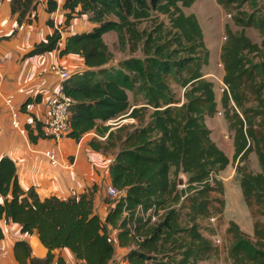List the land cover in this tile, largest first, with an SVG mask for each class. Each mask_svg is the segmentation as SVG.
Segmentation results:
<instances>
[{
  "label": "trees",
  "instance_id": "16d2710c",
  "mask_svg": "<svg viewBox=\"0 0 264 264\" xmlns=\"http://www.w3.org/2000/svg\"><path fill=\"white\" fill-rule=\"evenodd\" d=\"M195 1L63 0L58 5L47 0L46 12L60 9L64 22L55 25L47 19L52 31L23 57L57 51L60 57L83 59L85 69L64 84L71 101L66 137L76 143L90 131L105 137L92 138L88 145L95 151L116 150L108 172L110 185L122 195L102 222L94 211L95 185L67 199L42 198L33 187L22 189L15 163L1 157L0 219L18 224L21 233L36 234L48 250L44 260L30 264H51V252L64 248L76 264H109L115 250L107 226L117 230L129 264H209L217 247L201 233V221L221 219L224 186L217 175L230 163L205 123L218 111L227 123L231 162L252 220V236L234 221L227 223L228 256L232 264H264V13L257 8L258 0H216L225 11H236L244 3L253 8L232 16L238 31L225 27L220 63L228 92L218 102L213 81L203 73L210 52L202 28L194 14L184 12ZM37 4L11 0L18 25L36 20ZM82 15L93 28L62 41L61 31ZM247 27L258 31L260 43L246 35ZM108 32L116 34L119 60L103 39ZM172 84L181 89L180 96ZM125 119L134 123L120 124ZM33 122V129L26 126L31 142L44 138L42 123ZM251 153L258 172L247 166ZM180 173L186 177L183 188L177 187ZM150 209L153 215L162 211L156 221L146 215ZM28 253L24 241L16 242L21 264ZM56 263L64 264L61 259Z\"/></svg>",
  "mask_w": 264,
  "mask_h": 264
},
{
  "label": "crops",
  "instance_id": "0c3cea01",
  "mask_svg": "<svg viewBox=\"0 0 264 264\" xmlns=\"http://www.w3.org/2000/svg\"><path fill=\"white\" fill-rule=\"evenodd\" d=\"M36 1L38 2L36 20L29 24L23 20L19 25L17 24V15L12 14L10 10L11 0H1L0 3V56L2 57L3 71L1 91L3 95L14 94V106L20 110V124L25 128L29 125L32 129L34 128L33 119L44 123L47 115V101L59 82L48 71L51 63L57 62L66 65L71 75L85 69L81 57L77 55L60 57L57 51L28 58L23 57L35 43L43 40L52 31L46 24L47 19L51 18L55 25L64 22L63 11L57 9L49 14L46 12L47 0ZM61 2L63 0H57L58 5ZM196 2L197 0L194 3ZM93 26L94 24L88 21L86 15L74 18L61 31L62 41L68 35L88 32ZM105 37L113 38L116 42L114 32L104 34V41ZM221 46L222 44H220L217 53L219 63ZM209 52L210 64L211 51ZM203 73L204 76L208 74L207 68H204ZM221 73H223L222 69ZM19 88L24 89L23 94L16 93ZM219 100L217 101L219 102ZM25 102L31 103V110L28 113L22 107ZM131 123H134L132 119H125L120 124ZM205 123L211 131V139L220 149L225 146L226 150H222L229 158V153L233 154L232 141L229 139L226 143L221 141L218 132H216L219 127L221 131L227 129L224 118L216 114L212 118H207ZM110 130L114 131L115 127ZM92 138L104 141L94 131H90L84 134L78 143L68 137L61 138L57 144L53 140L43 138L31 142L27 132L25 136L21 135L11 126L9 113L0 96V158L6 156L15 163L18 181L22 189L27 190L33 187L42 198L56 196L60 199H67L71 195L81 194L95 185L94 211L103 222L109 209L115 205L114 199L107 194L106 187L110 185L108 169L116 150L95 151L88 145V141ZM52 149L57 151L58 157L65 163V167L54 168L42 156V151ZM258 171L256 170V172ZM107 230L115 250L109 264H129L126 259L128 249L118 245L117 230L110 226H107ZM249 230L252 232V225ZM18 241H24L28 247V256L22 258L26 264H30L31 260L42 261L46 258L48 250L42 245L36 234L21 233L18 224L6 223L0 219V264H21L15 256V244ZM51 254L53 255L51 262L61 259L64 264L79 263L67 248L53 250Z\"/></svg>",
  "mask_w": 264,
  "mask_h": 264
},
{
  "label": "rangeland",
  "instance_id": "374dc122",
  "mask_svg": "<svg viewBox=\"0 0 264 264\" xmlns=\"http://www.w3.org/2000/svg\"><path fill=\"white\" fill-rule=\"evenodd\" d=\"M257 8H260L261 12L264 13V1L258 0ZM237 11L250 13L253 11V8L249 3H244L236 11H225L220 5L217 4L216 0H197L194 5L185 9L186 13H194L198 19V22L204 33L203 37L205 44L209 51H211V63L209 66L207 65L205 67L207 68L208 74L216 76L222 74L221 68L219 67V58L217 53L220 44H223L226 40H223V37H226L225 27L229 25L233 31H238L240 29L232 22V16L235 15ZM245 33L253 42L260 43L261 37L255 28L247 27L245 28ZM105 41L108 44L110 51L113 53L114 58L119 60L122 55L116 49L114 39L105 37ZM256 60L257 59H255V61ZM205 78L210 80V78ZM171 87L176 92V94L180 96L181 89H179V87L175 84H172ZM214 93L216 100L220 99L221 94L215 85ZM219 128L216 132H218L220 140L224 141L225 143L228 142V140L224 137L225 134L228 135V130L224 129L221 131ZM222 149L226 150L225 146H223ZM228 156L230 159L229 165L217 175V178L222 181L224 186L225 207L223 215L221 216L220 220L212 217L213 220L210 218L209 220L201 221V233L211 241L213 246L217 247V253L215 255H210L208 260L209 264H232L228 256L230 241L225 232L228 225L227 223L229 221H234L237 223V225H239L243 232L249 236H252V232L249 230L252 225V220L244 202L242 201L238 182L239 180L235 172V163L231 162L232 154L229 153ZM247 166L251 171L256 172V170H259L257 158L254 153L249 155ZM260 219L263 221L264 217H261ZM216 241H219V243H216Z\"/></svg>",
  "mask_w": 264,
  "mask_h": 264
},
{
  "label": "built area",
  "instance_id": "2783aa9c",
  "mask_svg": "<svg viewBox=\"0 0 264 264\" xmlns=\"http://www.w3.org/2000/svg\"><path fill=\"white\" fill-rule=\"evenodd\" d=\"M1 3V0H0ZM226 37H223V40H225ZM2 57L0 56V96L3 98L4 106L7 109V112L10 116V124L11 126L16 129L21 135L26 134V128L23 127L20 124V110L17 109L14 106V94H8L3 95L1 91V85L3 82V71H2ZM219 67L223 70L222 64L219 63ZM48 71L50 74H52L54 77L58 79V84L54 88L52 94L50 95L48 101H47V115L44 123L42 124L41 131L43 135V139H50L53 140L56 144L59 142L61 138L66 137L67 133L70 131V109H71V101L68 98V96L64 92V84L65 82L70 78V71L68 67L64 64H60L57 62L51 63L49 66ZM81 72V71H80ZM78 72V73H80ZM204 77L210 78L211 81H213L215 87H217V90L220 94L224 92H228L227 85L223 82V73L216 75L207 74ZM17 94H23L24 89L19 88L16 91ZM22 107L24 108V111L28 113L31 110V103L25 102ZM218 116H221V112H217ZM112 125H117L120 122H108ZM225 139H229L228 135H224ZM100 139H104L105 137H99ZM42 156L45 157L47 162L50 164V166L54 168H63L65 167V163L61 161V159L58 157V153L56 150H44L41 152ZM107 194L112 197L114 200L118 199L122 192L116 190L111 185H108L106 187ZM140 212V211H139ZM162 211H158V215H153V210L150 209L147 211L146 215H151V221H156L158 217L161 215ZM142 215V213H139ZM211 220H213L211 218ZM216 243H219V241H216ZM51 264H57L56 262H52Z\"/></svg>",
  "mask_w": 264,
  "mask_h": 264
},
{
  "label": "water",
  "instance_id": "95a60500",
  "mask_svg": "<svg viewBox=\"0 0 264 264\" xmlns=\"http://www.w3.org/2000/svg\"><path fill=\"white\" fill-rule=\"evenodd\" d=\"M186 184V177L184 174L180 173L177 177V187L183 188Z\"/></svg>",
  "mask_w": 264,
  "mask_h": 264
}]
</instances>
